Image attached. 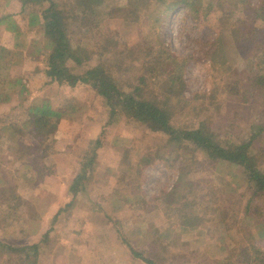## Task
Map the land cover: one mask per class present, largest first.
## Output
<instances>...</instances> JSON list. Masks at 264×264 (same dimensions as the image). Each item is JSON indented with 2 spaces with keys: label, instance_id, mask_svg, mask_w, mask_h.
I'll use <instances>...</instances> for the list:
<instances>
[{
  "label": "rangeland",
  "instance_id": "rangeland-1",
  "mask_svg": "<svg viewBox=\"0 0 264 264\" xmlns=\"http://www.w3.org/2000/svg\"><path fill=\"white\" fill-rule=\"evenodd\" d=\"M34 1L16 17L0 11L11 30L8 36L0 30V41L10 47L0 49V104L10 110L11 98L18 103L0 112V264H146L131 256L125 242L158 264L222 261L242 234L227 240L212 221L181 230L164 215L166 199H158L181 178L190 196L196 184H204L239 200L231 209L251 227L252 218L243 216L249 191L241 168L210 164L191 145L173 148L124 114L109 122L107 106L88 85H50L42 97L29 95L42 86L37 74L53 47L41 25L46 4ZM58 2L72 45L87 50L91 62L104 58L125 89L146 73L144 87L161 94L174 126L204 122L221 141L238 142L264 124V94L247 80L264 74V51H255L263 33L255 38L253 31L260 26L254 19L260 0H201L196 11L179 6L162 21V3L145 9L132 0H106L82 17L74 12L75 0ZM158 46L177 59L153 69L147 52L153 56ZM180 62L178 81L169 88L170 70ZM254 143L264 172V131ZM85 161L91 164L82 190L73 194L70 187ZM251 230L264 254L260 228Z\"/></svg>",
  "mask_w": 264,
  "mask_h": 264
},
{
  "label": "trees",
  "instance_id": "trees-1",
  "mask_svg": "<svg viewBox=\"0 0 264 264\" xmlns=\"http://www.w3.org/2000/svg\"><path fill=\"white\" fill-rule=\"evenodd\" d=\"M27 1L23 0L26 4ZM35 1L46 4L40 12L41 25L44 34L50 38L53 44L48 56L47 67L44 70L45 85L53 82L57 84L64 83L69 86L88 85L100 95L107 106L109 122H112L117 114H124L144 125L150 132L164 136L173 148L180 145H191L194 149L204 153L210 164H235L240 167L247 180L249 191L243 205V216L252 218L253 225L251 227L260 228L261 231L258 235L264 236V172L258 167L254 143V140L264 131V124L259 125L256 129L252 128L248 138L238 142L221 141L204 122H199L194 128L174 126L171 122V115L165 107V101L160 99L161 94L152 95L144 87L146 73L140 75L137 83L132 85L130 89L121 87L115 78L114 71L104 58L91 62L87 50H83L80 45H77V47L72 45L67 26L62 23L60 18L61 12L58 0ZM105 1L75 0L74 10L76 11L74 12L85 17L84 15L91 14L96 6L103 4ZM132 1L138 7L145 9L150 7V3L164 4L163 9L160 11V18L157 19L160 21L179 6L196 11V6L201 3V0ZM24 3L23 5H25ZM208 4L210 5L209 1ZM23 5L20 10L27 12L26 6ZM254 19L260 22V26H255L253 30L255 38L256 33L259 31L263 33V37L257 38L258 44L256 43L257 48L255 51H264V0H260L255 7ZM127 20L128 23H132L133 19H123V21ZM85 23L89 24L88 21ZM109 33L117 37L115 32L110 31ZM110 41V38L105 39L106 44ZM156 49L157 51L153 56H150V51L147 52L153 69L159 64L164 65L165 63L168 65L169 61L177 59L161 46ZM144 62L146 63V61ZM211 62L216 64V52L213 53ZM181 65L182 62L171 68L170 72L173 80L169 88L173 87V84L178 81ZM247 80L248 87L256 88L261 94H264V74L260 72L249 74ZM97 143L100 142L97 141ZM90 164V161H85L80 165L79 173L70 187L73 194H76L78 190H82L81 184L86 178ZM185 185L181 178L169 192L163 193V198L158 199L159 201L166 199L161 204L165 203L163 212L169 222L186 231L195 230L201 225L212 221L225 234L227 240L232 236L236 237L242 234L244 239L234 247L228 245L227 248H232L229 249V255L225 256L222 261H214V264H264V254L254 242L256 235L252 232L251 227L246 226L243 220L239 219L238 215L231 209V207L240 205L239 200L234 199L237 201H231L229 196L216 195L213 190L208 191L204 184H196L195 188L191 190L195 194L190 196L184 192ZM228 198L230 199L225 200ZM68 206L69 204H66L64 207L68 208ZM210 212L213 214L212 217H207L206 214ZM125 245L135 259H139L146 264H158L154 256H146L128 242H125ZM1 248H3V245L0 242V251ZM33 248L36 249V246L34 245Z\"/></svg>",
  "mask_w": 264,
  "mask_h": 264
},
{
  "label": "crops",
  "instance_id": "crops-1",
  "mask_svg": "<svg viewBox=\"0 0 264 264\" xmlns=\"http://www.w3.org/2000/svg\"><path fill=\"white\" fill-rule=\"evenodd\" d=\"M1 1V4H0V11H2V13L3 14H8V13H11V14H13V16L14 17H16L19 13H24V12H22L20 9H21V6L23 5V0H13V1H18V2H15V5L17 6V9H15V10H13V11H10V8L11 7H13L12 5H11V0H0ZM25 5H23V6H26V2L24 3ZM14 8V7H13ZM28 11V10H27ZM1 13V14H2ZM14 13H16L17 15H15ZM4 23H2V20H0V30H2L3 31V33L4 34H6V36H8L9 34V32L11 31H9V29L8 28H6L4 25H3ZM10 47H9V44H8V42H5V41H3V40H1L0 41V49H9ZM48 61V60H47ZM47 67V66H46ZM46 69V68H45ZM38 73H41V72H38ZM36 75V74H35ZM42 75H43V84H42V86L41 85H39V87H37V88H33L32 89V91L29 93V95H33V96H37V97H42L44 94H45V92H46V89L44 88V87H49L50 85H54L55 87H58V86H60V85H67V84H63V83H61V84H57L56 82H53V83H51V84H49V85H45V81H46V78H45V75H44V72L43 73H41V74H37V76L39 77V78H41L42 77ZM68 87H71V88H75L76 86H82V84H78V85H75V86H69V85H67ZM90 87V86H89ZM58 94V92H56L55 91V96ZM55 96H53L52 98H54ZM12 99V102H13V105L11 106L10 105V110H14V109H16V106H18V103L17 102H15L14 101V99L13 98H11ZM52 100H56V99H52ZM8 110V111H7ZM7 110H4V104H0V112H6L7 111V113L10 111L9 109H7ZM8 126V125H7Z\"/></svg>",
  "mask_w": 264,
  "mask_h": 264
}]
</instances>
